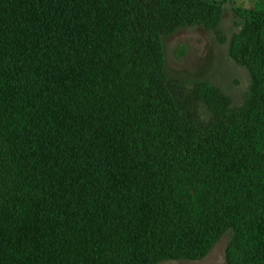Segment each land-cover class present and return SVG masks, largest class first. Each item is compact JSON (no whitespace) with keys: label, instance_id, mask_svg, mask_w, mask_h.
Returning a JSON list of instances; mask_svg holds the SVG:
<instances>
[{"label":"trees","instance_id":"16d2710c","mask_svg":"<svg viewBox=\"0 0 264 264\" xmlns=\"http://www.w3.org/2000/svg\"><path fill=\"white\" fill-rule=\"evenodd\" d=\"M207 0H0V264H264V10L230 41L242 106L167 79ZM210 116L204 120L198 104Z\"/></svg>","mask_w":264,"mask_h":264},{"label":"rangeland","instance_id":"374dc122","mask_svg":"<svg viewBox=\"0 0 264 264\" xmlns=\"http://www.w3.org/2000/svg\"><path fill=\"white\" fill-rule=\"evenodd\" d=\"M221 7L215 27L204 25L179 27L163 36L165 74L167 79H180L186 88L207 81L226 95L231 106L245 102L251 77L248 69L230 56V41L239 32L250 9L264 10V0H207ZM202 119L210 112L204 103L198 104ZM226 230L201 259L162 260L157 264H227L225 250L232 239Z\"/></svg>","mask_w":264,"mask_h":264}]
</instances>
